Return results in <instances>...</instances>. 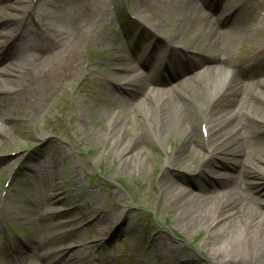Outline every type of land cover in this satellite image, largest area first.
<instances>
[{"label":"rangeland","instance_id":"374dc122","mask_svg":"<svg viewBox=\"0 0 264 264\" xmlns=\"http://www.w3.org/2000/svg\"><path fill=\"white\" fill-rule=\"evenodd\" d=\"M16 1L7 0L0 7V31L4 24L14 22L12 15L33 13V6ZM87 1L93 7L88 8L92 11L88 14L90 22L104 9L111 16L101 27L96 26L93 38L73 40L63 57L47 72L41 110L23 108L16 122L7 126L8 138H0V203L2 193L8 192L0 211V252L6 256V234L22 249L23 243L33 248L23 257V264H39L35 241L47 245L51 239L68 236V242L52 244L48 249L49 254L57 252L48 259L49 264L68 255L61 251L76 244L87 248H76L81 255H87L88 259L100 257L104 264H223L210 257L213 247L209 243L217 233L203 227L186 231L176 224L181 209L168 210L166 205L169 204L158 192L164 173H169L174 183L183 189L195 190V186L205 185L198 170L174 173L162 167L167 153L182 149L176 144L177 135H165L163 148L155 145L146 156V164L141 167L136 164L132 169L122 168L120 157H112L105 152L106 146H102V134L109 127L108 121L114 112L135 114L128 95L122 94L120 86L110 80L122 78L114 72L116 69L119 72V64H132L129 48H125L122 39L141 32V44H147L152 36L144 28H150L172 39H177L179 34L177 44L209 53L204 19L179 21L175 15L181 0H145L146 8L140 14L136 13L137 0ZM246 1L264 5V0H243ZM17 8L22 9L21 14ZM262 9L252 15L251 23L258 28L254 33L238 38L235 31L229 30L226 35L231 37L228 41L234 57L242 62L264 47V20H256L264 19ZM97 39L103 40V46ZM192 42H195L193 46ZM144 48L140 47V54ZM19 49L9 51L3 63L11 56L15 66L23 67V59L17 57L23 55ZM116 55L128 61H117ZM210 76L208 74L206 79ZM82 116L86 129L91 132L89 137L81 134L78 121ZM197 127L201 143L204 132L199 121ZM143 169H147V175H142ZM260 173L262 176L255 181L258 187L253 189L256 201L251 208L253 211L257 208L258 212L263 211L258 202L264 201V170ZM9 180L10 187L6 190ZM216 193L222 197L224 191L219 189ZM70 194L74 198L68 197ZM53 199L62 203L54 204ZM161 206H165L163 211ZM75 215L86 220L90 227L84 231L77 229ZM108 228L114 235L101 240L103 230ZM155 235L181 251L162 257L152 246ZM5 256L1 257L0 264H6Z\"/></svg>","mask_w":264,"mask_h":264},{"label":"bare ground","instance_id":"6f19581e","mask_svg":"<svg viewBox=\"0 0 264 264\" xmlns=\"http://www.w3.org/2000/svg\"><path fill=\"white\" fill-rule=\"evenodd\" d=\"M6 1L0 0V7ZM16 2H27L28 7L33 6L34 14L12 15L14 22L4 24L3 32L0 31L4 39L19 34L20 41L8 50L20 48L23 55L19 57L24 62L21 68L10 65L0 69V138L4 139L9 136L7 126L16 122L23 108L41 110L47 72L63 57L73 40L76 37L93 38L98 29L96 26L101 27L111 16L104 9L90 22L88 14L92 11L89 12L88 8L93 7L87 0ZM111 3L114 4L113 1ZM146 5L145 0H137L136 13L140 14ZM16 10L21 14V8ZM202 11L198 0H181L175 17L179 21L194 19V22H200ZM245 11L243 8L242 12ZM204 19L207 31L204 37L209 41V53L198 54L189 51L192 47H177L179 34L177 39L157 32L153 34L158 43L168 42L174 54L177 55V51L183 54L181 60L176 57L178 61H168L172 78H179L184 70L200 68L198 71L203 72L201 79L191 85L170 90L152 89L148 81L137 74V67L119 64V72L118 69L114 72L122 78L110 80L120 86L122 94L128 95L127 100L134 106L135 114L127 116L125 112H114L108 121L109 127L102 134V146H106L105 152L112 157H120L122 168L132 169L136 164L140 167L146 164V156L155 145L163 148L162 138L165 135H177L176 144L182 149L167 153L162 167L173 172L198 170L205 185L187 190L176 185L169 173L162 175L158 184L160 197L169 204L166 205L168 210L181 209L176 224L186 231H197L203 227L216 232L217 237L209 243L213 247L210 254L213 261L261 264L264 262V201L258 202L263 206L262 212L251 208L256 201L253 189L258 186L255 181L262 176L260 171L264 170V48H260L261 59H252L238 67L228 41L231 37L226 36L230 22H221L219 12L217 16ZM237 19L235 23L242 25L246 22L240 15ZM144 31L150 33L148 28ZM97 43L103 46V40L99 42L97 39ZM4 44L0 42V50ZM194 44L192 42L191 45ZM115 58L117 61H128L119 55ZM2 61L0 59V64ZM152 61L159 63L155 59ZM135 62L138 63V59ZM150 65L142 64L143 67ZM176 67L180 69L175 70ZM208 74L211 76L206 79ZM72 77L69 76V79ZM249 80H253V84ZM79 118L81 134L89 137L91 132L86 129L83 116ZM198 121L204 131L201 143L198 141ZM220 139L223 140L219 142ZM146 170H142V175L148 174ZM220 171L224 172L220 174ZM219 189L225 191L222 197L217 196ZM68 197L74 198L72 194ZM53 200L54 204L62 203L61 200ZM164 207L161 206L162 211ZM85 221L75 215L77 229L84 231L89 228ZM102 235L101 240L114 235V231L108 228L103 230ZM68 240V236H61L52 239L48 246L36 241L33 244L46 257L52 244ZM80 246L87 250L85 245ZM152 246L162 257L181 251L173 249L157 235L153 237ZM11 248L16 263L22 264L26 251L14 240L11 241ZM74 250L71 249L72 255L69 253L62 260L68 263L78 260ZM51 256H54L52 252Z\"/></svg>","mask_w":264,"mask_h":264}]
</instances>
